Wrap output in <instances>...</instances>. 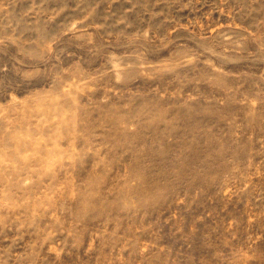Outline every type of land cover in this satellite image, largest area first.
I'll use <instances>...</instances> for the list:
<instances>
[{"label":"rangeland","instance_id":"374dc122","mask_svg":"<svg viewBox=\"0 0 264 264\" xmlns=\"http://www.w3.org/2000/svg\"><path fill=\"white\" fill-rule=\"evenodd\" d=\"M0 264H264V0H0Z\"/></svg>","mask_w":264,"mask_h":264}]
</instances>
